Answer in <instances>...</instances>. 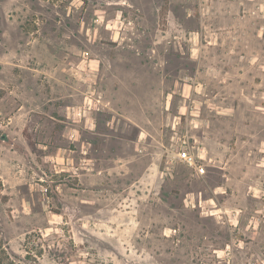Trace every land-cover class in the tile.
Wrapping results in <instances>:
<instances>
[{"label": "rangeland", "instance_id": "obj_1", "mask_svg": "<svg viewBox=\"0 0 264 264\" xmlns=\"http://www.w3.org/2000/svg\"><path fill=\"white\" fill-rule=\"evenodd\" d=\"M0 264H264V0H0Z\"/></svg>", "mask_w": 264, "mask_h": 264}, {"label": "built area", "instance_id": "obj_2", "mask_svg": "<svg viewBox=\"0 0 264 264\" xmlns=\"http://www.w3.org/2000/svg\"><path fill=\"white\" fill-rule=\"evenodd\" d=\"M179 160L193 167L199 175L206 173V167L199 163L197 155L189 148H184L178 152Z\"/></svg>", "mask_w": 264, "mask_h": 264}, {"label": "crops", "instance_id": "obj_3", "mask_svg": "<svg viewBox=\"0 0 264 264\" xmlns=\"http://www.w3.org/2000/svg\"><path fill=\"white\" fill-rule=\"evenodd\" d=\"M205 139H206V142H205V150H206V153H207V154H210V155H213V153H215L216 151H214V150H213V147H211V144H212L211 141H212V140H210L209 138H205ZM220 168H221V170H224V169H225L224 166H220ZM214 191H215V193H217V189L214 188ZM215 195H216V194H215ZM195 199H196V201H197V200L199 201L200 198H199V196H198V198H195ZM201 199H202V201H208V202H209V201H210V202H211V201H215V204L217 203V202H216V199H215L214 197H212V196H210L208 199H205V200H204V197H202ZM217 206H218V205H217ZM213 208H215L214 211L219 210V209H217L218 207H213ZM213 213H214V212H213Z\"/></svg>", "mask_w": 264, "mask_h": 264}]
</instances>
